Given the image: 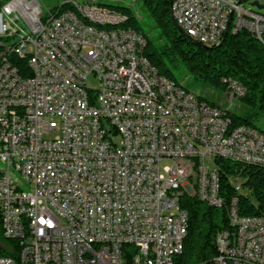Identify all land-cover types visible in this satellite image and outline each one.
<instances>
[{
    "label": "built area",
    "instance_id": "2783aa9c",
    "mask_svg": "<svg viewBox=\"0 0 264 264\" xmlns=\"http://www.w3.org/2000/svg\"><path fill=\"white\" fill-rule=\"evenodd\" d=\"M173 1L180 29L202 45L230 24L264 34V14L238 0ZM106 4L0 0V225L16 240L0 264H173L184 196L225 208L215 264H264V212L239 213L247 191L234 174L226 201L216 163L264 167V131L230 116L245 88L226 78L221 107L168 82L143 62L140 33L92 27L91 16H126Z\"/></svg>",
    "mask_w": 264,
    "mask_h": 264
},
{
    "label": "trees",
    "instance_id": "16d2710c",
    "mask_svg": "<svg viewBox=\"0 0 264 264\" xmlns=\"http://www.w3.org/2000/svg\"><path fill=\"white\" fill-rule=\"evenodd\" d=\"M136 0H134L135 2ZM148 18L158 29L159 43L143 32L135 12L129 6L106 4L110 8L126 14L122 27H129L145 38L142 55L149 66L156 68L161 76L177 82L169 68L183 67L192 76L193 82L202 86L225 90L226 78L245 88L240 97L242 114H230L234 124H250L251 119L264 112V36H255L241 28L231 31V24L218 44L203 46L179 33L172 20L169 0H137ZM242 1V0H241ZM69 5V4H68ZM124 25V26H123ZM18 72L24 76L28 68L24 59L16 58ZM185 88V87H184ZM187 89V88H185ZM188 90V89H187ZM199 98L216 105L206 96ZM220 171V193L226 201L235 195L227 182V176L234 174L243 179L246 195H237L241 215H257L264 212V167L254 163L240 164L216 159ZM188 216V226L183 240V248L173 264H215L217 254L216 234L230 228L225 208L209 206L197 197L180 199ZM16 240L5 239L0 225V254L13 255L9 251Z\"/></svg>",
    "mask_w": 264,
    "mask_h": 264
},
{
    "label": "rangeland",
    "instance_id": "374dc122",
    "mask_svg": "<svg viewBox=\"0 0 264 264\" xmlns=\"http://www.w3.org/2000/svg\"><path fill=\"white\" fill-rule=\"evenodd\" d=\"M62 1L63 0H43V3L51 8H54L57 5H59ZM81 1H85V0H81ZM96 1L99 3L105 2L112 5L130 6L135 12L136 18L138 19L139 25L141 26L143 32L148 34L156 43L160 42L158 39V29L153 26L152 21L148 18V16L141 8L137 0L135 2L133 0H96ZM252 1L254 0H242L239 2V4L245 10H251L254 12L264 14V0H257L259 4L263 6L262 8H258L256 6L251 5ZM169 68L177 83L183 85L190 92L197 94L200 93L206 96L208 100L215 102L217 105L221 107H226L229 104L226 94L223 91H219L217 89L210 88L207 86H202L198 82L194 83L192 76L188 73L186 69H184L181 66H179L176 69L170 66ZM231 109L235 110L236 113L239 115L242 114L243 112L242 105L237 100L234 101V104L231 106ZM251 121L260 130L264 131V112L253 117ZM234 181L237 183L240 182V179L234 178Z\"/></svg>",
    "mask_w": 264,
    "mask_h": 264
},
{
    "label": "bare ground",
    "instance_id": "6f19581e",
    "mask_svg": "<svg viewBox=\"0 0 264 264\" xmlns=\"http://www.w3.org/2000/svg\"><path fill=\"white\" fill-rule=\"evenodd\" d=\"M64 9H73V2H64ZM109 11L110 12H121L119 10H115L113 8H110V7H109ZM170 11H171L173 20L178 25L176 14H174V1L173 0H170ZM125 21H126V17L125 16H117V18H110V19H103V18H98V16H91V25H92V27L101 28V29H108V28H110V29H120V27H122V24ZM178 26L180 28V25H178ZM251 33H253L257 37H260V35L264 36L263 32H251ZM185 34L190 36V34H187V33H185ZM54 49H56L57 51H60V54H68V45H66L65 42H54ZM142 57H143V55H142ZM143 62H145L146 64H149L144 57H143ZM161 77H163V76H161ZM164 79L168 80V82L173 83V85H181V84H179L177 82L175 83V81H173V80H171L169 78L164 77ZM225 88H226V84H225ZM238 102L240 103L239 100H238ZM245 126H252V125L245 124ZM245 163H254V161H247Z\"/></svg>",
    "mask_w": 264,
    "mask_h": 264
},
{
    "label": "water",
    "instance_id": "95a60500",
    "mask_svg": "<svg viewBox=\"0 0 264 264\" xmlns=\"http://www.w3.org/2000/svg\"><path fill=\"white\" fill-rule=\"evenodd\" d=\"M238 1H241V0H238ZM169 3H170V0H169ZM251 5L256 6V7H258V8H262V7H263L261 4H259V2H258L257 0L252 1V2H251ZM172 20H173V18H172ZM173 23H174V25L176 26V28H177V30L179 31V33L183 34L185 37H187L189 40L195 42L196 44H200V43H198L197 41H194L190 36L186 35V34H185V33L179 28V26L175 23L174 20H173ZM225 34H226V33H225ZM203 46H205V45H203Z\"/></svg>",
    "mask_w": 264,
    "mask_h": 264
}]
</instances>
